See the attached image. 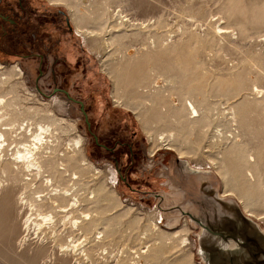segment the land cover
<instances>
[{
    "label": "rangeland",
    "instance_id": "1",
    "mask_svg": "<svg viewBox=\"0 0 264 264\" xmlns=\"http://www.w3.org/2000/svg\"><path fill=\"white\" fill-rule=\"evenodd\" d=\"M24 4L35 10L25 13L16 31L8 23L0 26V63L22 69L11 71L6 84L18 112H23L15 125L53 124L48 156L58 151L62 156L72 149L73 139L83 138L82 149L73 156L75 166L65 160L69 174L62 175L63 182L83 199L93 200H85L83 208L95 217L92 238L99 231L103 234V241L92 242L94 259L79 256L81 250H76L64 264H121L126 258V264L138 259V264H215L219 258L247 252L234 238L225 241L210 234L189 213L214 226L236 224L241 241L253 234L264 247V0H74V7L64 0H24ZM74 10L90 17L85 26L93 34L77 29ZM131 47L136 56L150 57L145 60L148 82L158 75L152 66L162 63V88L185 101L187 92L193 94L200 116L191 118L187 108L176 111L167 106L168 112L163 111L164 99H159L155 111H148L143 105L153 103L149 96L133 94L132 107L119 103L114 69ZM150 47L165 51L155 57ZM46 53L51 54L50 66L41 67L39 56ZM128 74L135 75L131 70ZM56 87L84 102L90 128L80 104L64 92L53 93ZM125 87L120 85L118 91L128 90ZM163 130L173 138L172 149L156 139ZM95 135L113 151L98 145ZM213 160L219 161L218 172ZM234 160L241 166L236 167ZM11 162L0 160V181L12 177ZM248 164L255 180L246 178ZM220 166L229 187L219 174ZM73 172L77 179H72ZM29 173L22 165L19 181L12 186L9 206L16 224L20 223L16 193L24 192L27 204L39 199L38 182L24 186ZM226 187L232 193L224 195ZM43 189L41 194L46 195L48 190ZM243 201L257 215L248 214ZM29 205L25 212H35ZM2 206L3 202L0 264H37L12 253L3 237L9 207ZM38 230L31 229L32 239L53 235L49 239L60 248L58 253L84 241L70 224L50 234ZM234 242V247H227ZM146 246V257H134L135 249Z\"/></svg>",
    "mask_w": 264,
    "mask_h": 264
},
{
    "label": "bare ground",
    "instance_id": "2",
    "mask_svg": "<svg viewBox=\"0 0 264 264\" xmlns=\"http://www.w3.org/2000/svg\"><path fill=\"white\" fill-rule=\"evenodd\" d=\"M64 1L67 3L68 6L74 7V4H75V3L73 4L74 0H64ZM72 16H73V19L76 23L77 29H81V30L84 29L80 32H83V33L88 34V35L93 34L85 26V24L91 20L90 17L85 16V14L82 16H80L79 14L77 15L75 10L72 12ZM99 16L100 15H97L96 18H98ZM115 40L117 43H120V39L118 37H116ZM134 49H136V48H133V47L129 48V50L126 54L127 55L126 59L118 62L117 67L114 69L117 72V76H115V78H114L115 79L114 80L115 81V90L119 93V95L115 96L117 101L121 104H125L129 107H132L131 103L133 100V94L136 95L135 97H137V95L147 96V97L149 96L150 99L145 97L146 100L147 99L151 100V101H153V103L150 102V103H148L149 105H146V104L143 105V108L148 107V109H147L148 111L149 110L151 112L155 111V108L157 109V107H155V106H157L156 103L159 101V99H164L165 103H166V105H165L166 108L164 110L162 109L163 111L168 112L167 106H171L172 109L176 110V111L187 108L191 114V118H196V117L200 116L198 103L194 100L193 94L190 95V92H187L188 97H186L187 100L185 101L184 99H182L178 95H176L174 92L169 93V90H171V89H169L165 86H163L164 88H162V86L160 85V80L162 77L161 75H163L161 73L164 72L163 71L164 68L162 67L163 66L162 63H159V65L157 64L158 66H156V65L152 66L154 70H156V69L158 70V75H156L154 78L152 77L153 79L150 80V82H148L149 75L147 74L146 69H145L146 68L145 60L149 59L150 57L148 54H144L143 56H140V55L136 56L135 55L136 51ZM150 50H152L150 54H153L155 57L163 54L165 51L164 49H162V50H156L154 48L151 49V47H150ZM163 59L165 60V58H163ZM160 60H162V59H160ZM150 62L152 63L153 61L150 60ZM164 62H163V64H164ZM169 69H170V67H169ZM130 70L134 71L135 75L128 74L130 72ZM11 71H16V72L21 71L22 72V69L19 65H14L11 67V69H9L0 63V75L8 74L4 78L0 77V160H11L12 161L11 163L13 166L12 170H11L12 177H10V179H8V180L0 181V204H2V202H3V206H2L3 210H5L6 206L9 207L8 213L6 215V225L7 226H6L5 231L3 232L4 233L3 237H5L9 247L13 251L12 253L16 252L20 256L31 259L34 263H37V264H62V263L64 264L65 262H67L64 258L69 257V255H73V254H75L74 256H76V250L77 251L81 250L80 252H78L79 256H80V253L81 254L84 253L85 255L88 256L87 258H89V256L92 255L93 251H94L93 250L94 244L92 242H94V240L96 238L99 241L100 240L103 241L101 239L103 236L101 231L98 232V234H99L98 237L95 236L94 238H92V235H91L92 230H93L92 226L95 222V217L92 215V213L90 211H86L83 208V202L85 200H88V201H93V200H91L90 198L83 199L74 190L72 191L71 188L66 187L64 185L63 177H62V175L65 176V175L69 174L68 173L69 172L68 165L65 164V160H68L69 165L71 167L75 166L74 165L75 160H77V159L74 158L73 156H75V153L77 151H80L82 149L83 138L81 136H79V137H77V139H73L72 143L70 144V147H72V149L66 150V152H64V154L62 156H60V154H62V153L59 154V151L53 152L52 155L48 156L47 153H49V152L46 150L50 149V147H51L50 144L52 143L51 137L54 136L53 124L44 125V124H40L37 122V123H35L36 125L34 127L33 126L34 124H32V123L29 124L27 122V123H21L20 125H18V127L15 125V121L19 120V116H21L23 114V112H21V113L18 112V109H17L16 104H15V100H14L13 96H10V93L12 92V90L8 89L6 87V84L8 83L9 79L11 78L10 77ZM164 74H166V71ZM120 85H122L124 87L127 85L128 90L124 89L120 93L118 91L120 89ZM167 91H168V93H167ZM165 93H167V95H168L167 97L165 96L166 95ZM139 98H137V99H139ZM145 98H144V101H145ZM139 100H141V99H139ZM203 106H204L206 111L210 110L209 106H207L206 103ZM262 117L264 120V113H263ZM195 120L196 119H194L192 122L198 123ZM156 139L159 141V143H161V145H163L164 147H167V149H172L171 147H173L172 146L173 145L172 144L173 138L170 134L168 135L165 130L159 131L156 135ZM235 146H237V145H235ZM57 149H58V147H55L54 151H57ZM240 150L242 151L243 149L241 148ZM240 150L236 149V151H239V152H240ZM236 151H235V154H237ZM180 153L182 154L183 152L180 151ZM70 157H73V158H70ZM82 161L84 162V164H87V165L89 164L87 162L86 158H83ZM214 162H216L215 165L217 163H219V161L217 162V161L213 160V163ZM234 162H235L234 164L236 167L241 166L240 164L237 163L238 161L234 160ZM22 165L25 166L26 170H28L29 172H32V173L27 174L28 176L23 179L24 180V182H23L24 186H27V184L29 185V183L31 181L35 180L36 183L37 182L39 183L38 184V193H40V194L38 195L39 199L34 200V201H37L36 203L30 204L32 202V200H31V202H28L30 205H33V208H35V210H34L35 212H33V210L30 209V210H32V213L29 212L30 210L28 211L29 213H27V211L25 212V208L29 204H27L26 195L24 196V194H23L24 192H22V191H19L16 193V195H15L16 200L15 201H16L17 210H18L17 211L18 220L20 219V223L16 224L15 223L16 220H14L13 215H12V208H11V206H9V204H10V200L13 196L12 186L17 185V182L19 181L17 177H18V173L20 172V169L22 168ZM217 168H218V166L216 167V169ZM33 171H35V172H33ZM95 171H97V170H95ZM217 172H218V169H217ZM220 172H221L223 181L225 182L224 185L229 187L230 181L227 178L228 175L226 176V173H224L221 170V166L219 168V174H220ZM245 173H247L246 178L248 177V179H249L251 176L252 178H254V180L256 179L255 174L252 170L251 164H248V167L246 168ZM30 175H31V177H29ZM76 175H77V173L73 172L72 179H75V178L77 179L78 177ZM32 184H34V183H32ZM60 185H63V187H61ZM43 188L48 190L47 191L48 196H47V194L46 195L41 194V192L44 191ZM230 193H232V189H230V188L228 189L226 187L224 190V195L230 194ZM233 194H235L234 191H233ZM222 197H224V196L222 195ZM30 199H28V200H30ZM242 205H244L245 210L247 211L248 214H250V215L256 214L257 215V213L250 207V205L247 201H243ZM44 206H46L47 208H43ZM252 213H254V214H252ZM34 214H36V216H33ZM78 214L83 215V217H84L83 220L80 219V216ZM69 224H70V229L72 230V232H75L74 230H80L81 234L85 236V237L83 236V238H84L85 242L87 241L86 243L84 241H82L81 243L80 242L78 243L77 241H79L80 239L76 240V242L78 244L76 243L73 246L71 245L69 247L70 249L66 248V250H64L62 252L59 251L60 253H58L57 250L60 248L56 249V247L54 245L55 243L52 244V242H50L51 241L50 239L53 235L48 236V237L46 236L45 240L41 239L40 236H39L40 238H37V239H35V238L32 239L33 237H31V233H32L31 229L32 230H34V229H39V230L45 229L44 231L45 232L48 231V233L50 234L52 231H56L59 228H61V226H63V228H64ZM1 227L2 226L0 225V233L2 231ZM15 231H17V233ZM35 231H37V230H35ZM57 233H54V234L57 235ZM78 234H79V232H78ZM82 235H80V236L82 237ZM49 237H50V239H49ZM74 239H73V241H74ZM55 240L56 239H54V241ZM52 241H53V239H52ZM57 241H58V239L56 240V242ZM183 241L187 242V241H189V239L184 238ZM83 242H84V244H83ZM69 243H71V242H69ZM87 243H91V244L88 245ZM32 244H33V246H31ZM235 244L236 243L234 242L227 247H230V248L234 247L233 245H235ZM65 245H66V243H65ZM67 245H68V243H67ZM67 245L65 247H67ZM61 247H62V243H61ZM223 248H225V247L223 246ZM31 250H32V252H30ZM148 250H149V246H146V248L142 247L141 250L135 249L133 252L137 253V254L134 255V257H138V258L146 257V255L148 254ZM85 255H82V256L85 257ZM91 257H93V255ZM129 257H130V254H129ZM77 259H78V257H77ZM79 259H80V257H79ZM93 259H94V257H93ZM119 259H121V257H119ZM124 260L126 261L127 258ZM135 260H137V259H135ZM125 261L122 263L126 264ZM216 261H217V264H222L221 259H218ZM70 262H71V260H70ZM80 262L81 261H79L78 263H80ZM138 263H140L139 259L137 260L136 264H138Z\"/></svg>",
    "mask_w": 264,
    "mask_h": 264
},
{
    "label": "flooded vegetation",
    "instance_id": "3",
    "mask_svg": "<svg viewBox=\"0 0 264 264\" xmlns=\"http://www.w3.org/2000/svg\"><path fill=\"white\" fill-rule=\"evenodd\" d=\"M30 10H35V8L28 9L27 6L24 4V0H0V26H4L5 23L11 24L14 31H16V28L20 25L19 21H21L25 13L28 14L31 11ZM65 22L69 25L70 20L66 18ZM7 33V32H6ZM33 37L39 41L38 39V34L33 33ZM50 53H46L45 55H40V61H41V67L45 64V66H50ZM53 67V65L51 66ZM60 92V91H58ZM96 139V135H95ZM97 144L100 146H105L111 151H113V147H108L101 142H98V137L96 140ZM206 226L209 227V229L204 228L206 231H208L210 234H214L215 236H219L221 239L228 241L230 238H238L239 243L242 244L243 247L239 244L240 248H244L245 251L244 254L242 253V258H244L246 264H264V253L261 252V247H258V242L259 241L258 237H255L253 234L250 236L246 234V238L244 241H241L239 237H237L236 230H237V225H224V226H214L211 222H203ZM216 232H219L216 233ZM244 233H242L243 235ZM261 244V242H260ZM263 245V244H262ZM244 254V255H243ZM233 255V254H232ZM238 255V254H237ZM221 259V258H219Z\"/></svg>",
    "mask_w": 264,
    "mask_h": 264
},
{
    "label": "water",
    "instance_id": "4",
    "mask_svg": "<svg viewBox=\"0 0 264 264\" xmlns=\"http://www.w3.org/2000/svg\"><path fill=\"white\" fill-rule=\"evenodd\" d=\"M58 91H60V92H64V93L66 94V96H67L70 100H73V101H75V102H77V103L80 104V108H81L83 114L85 115L86 122H87V124H88V126H89V128H90V122L88 121V114H87V112H86V110H85L84 102H83L82 100H78V99L72 97L71 94H70V92H69L68 90H66V89H63V88H57V87H56V88H54L53 93H56V92H58ZM96 140H97V136H96ZM189 216H191L194 220H196V221H197L199 224H201L204 228L209 229L208 226H206L201 220L195 218L191 213H189ZM216 233L219 234V232H216ZM258 239H259V241L256 240V241L258 242V247L260 246V247H261V252L264 253V247L262 246V241H261L260 238H258ZM235 240L239 243L238 238H236ZM260 242H261V244H260ZM239 244H240V243H239ZM239 244H238V245H239ZM240 245H242V244H240ZM244 254L247 255V253H244ZM244 254H243V255H244ZM239 256H240V255H239ZM227 258H228V257H227ZM227 258L224 257L223 259H221V260H222V261H221L222 264H227V263H228V264H246L244 258H242V255H241L240 257H237V256H231V257H229V259H227ZM227 260H228V262H227ZM215 264H217V261H215Z\"/></svg>",
    "mask_w": 264,
    "mask_h": 264
},
{
    "label": "crops",
    "instance_id": "5",
    "mask_svg": "<svg viewBox=\"0 0 264 264\" xmlns=\"http://www.w3.org/2000/svg\"><path fill=\"white\" fill-rule=\"evenodd\" d=\"M197 219H200V218H197ZM201 220V219H200ZM202 221V220H201ZM203 222V221H202ZM224 225H226V224H224ZM224 225H221V226H224ZM220 226V225H219Z\"/></svg>",
    "mask_w": 264,
    "mask_h": 264
}]
</instances>
